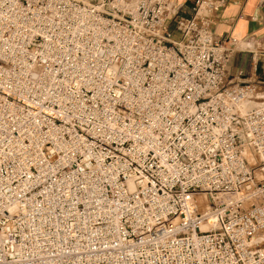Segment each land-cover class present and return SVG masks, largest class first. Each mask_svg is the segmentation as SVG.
I'll return each mask as SVG.
<instances>
[{
    "label": "built area",
    "instance_id": "1",
    "mask_svg": "<svg viewBox=\"0 0 264 264\" xmlns=\"http://www.w3.org/2000/svg\"><path fill=\"white\" fill-rule=\"evenodd\" d=\"M224 3L0 0V264H264L263 81L230 75Z\"/></svg>",
    "mask_w": 264,
    "mask_h": 264
},
{
    "label": "crops",
    "instance_id": "2",
    "mask_svg": "<svg viewBox=\"0 0 264 264\" xmlns=\"http://www.w3.org/2000/svg\"><path fill=\"white\" fill-rule=\"evenodd\" d=\"M169 1L180 14L190 16L197 0ZM213 34L218 40H237L229 62L230 75L241 74L244 82L262 80L264 89V0H225L213 24Z\"/></svg>",
    "mask_w": 264,
    "mask_h": 264
},
{
    "label": "rangeland",
    "instance_id": "3",
    "mask_svg": "<svg viewBox=\"0 0 264 264\" xmlns=\"http://www.w3.org/2000/svg\"><path fill=\"white\" fill-rule=\"evenodd\" d=\"M174 37H178V36L175 34ZM257 165H258V163H257ZM257 173H258V174H261L260 170H258ZM251 201H253V202H257V203H258V202L261 203V202L264 201V197L259 193V194H257L255 197H253ZM211 202H212V201H210V204L208 203L207 206L211 205ZM204 223L207 224V221H205ZM204 228H205V227H204Z\"/></svg>",
    "mask_w": 264,
    "mask_h": 264
},
{
    "label": "bare ground",
    "instance_id": "4",
    "mask_svg": "<svg viewBox=\"0 0 264 264\" xmlns=\"http://www.w3.org/2000/svg\"><path fill=\"white\" fill-rule=\"evenodd\" d=\"M249 155V154H248ZM251 159V158H250ZM260 175V174H259Z\"/></svg>",
    "mask_w": 264,
    "mask_h": 264
}]
</instances>
